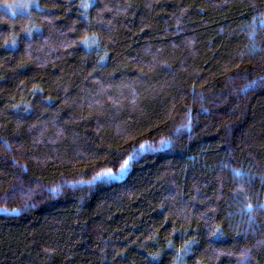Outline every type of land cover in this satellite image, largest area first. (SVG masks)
<instances>
[{
    "label": "trees",
    "instance_id": "16d2710c",
    "mask_svg": "<svg viewBox=\"0 0 264 264\" xmlns=\"http://www.w3.org/2000/svg\"><path fill=\"white\" fill-rule=\"evenodd\" d=\"M11 1L0 264H264V0Z\"/></svg>",
    "mask_w": 264,
    "mask_h": 264
},
{
    "label": "rangeland",
    "instance_id": "374dc122",
    "mask_svg": "<svg viewBox=\"0 0 264 264\" xmlns=\"http://www.w3.org/2000/svg\"><path fill=\"white\" fill-rule=\"evenodd\" d=\"M38 0H12L3 4L1 7L11 14L23 13L27 14L30 10L38 5Z\"/></svg>",
    "mask_w": 264,
    "mask_h": 264
},
{
    "label": "snow or ice",
    "instance_id": "6c2138e0",
    "mask_svg": "<svg viewBox=\"0 0 264 264\" xmlns=\"http://www.w3.org/2000/svg\"><path fill=\"white\" fill-rule=\"evenodd\" d=\"M148 147L150 148L151 146H148ZM140 149L144 150L145 149V145H140ZM134 159H135V155L131 156L129 158V160H125L123 162V164L121 165V168L119 170V174L118 175H114L111 170H107V171L98 173L96 176L92 177L91 181H87L86 183L92 184V183H94L96 181L106 180L108 178L119 179V178H121L124 175V173L127 172V170L131 166L132 160H134Z\"/></svg>",
    "mask_w": 264,
    "mask_h": 264
}]
</instances>
